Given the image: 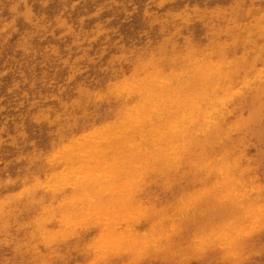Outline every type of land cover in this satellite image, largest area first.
<instances>
[{"label":"bare ground","instance_id":"bare-ground-1","mask_svg":"<svg viewBox=\"0 0 264 264\" xmlns=\"http://www.w3.org/2000/svg\"><path fill=\"white\" fill-rule=\"evenodd\" d=\"M228 21L227 32L214 30V39L225 40L219 50L188 43L185 52L175 43L127 66L116 56L118 76L103 92L86 94L112 99L111 119L53 144L44 157L31 153L39 174L18 195L0 198V230L27 231L16 245L27 264H65L72 252L81 264H190L203 256L244 264L257 252L244 243L264 228V184L250 165L254 154L241 150L249 125L264 119V7ZM13 27L8 20L0 34ZM25 212L34 217L20 220ZM9 217L20 222L10 226Z\"/></svg>","mask_w":264,"mask_h":264},{"label":"rangeland","instance_id":"rangeland-1","mask_svg":"<svg viewBox=\"0 0 264 264\" xmlns=\"http://www.w3.org/2000/svg\"><path fill=\"white\" fill-rule=\"evenodd\" d=\"M263 4L264 0H0V25L8 20L14 21L13 30L8 35L0 34V179L3 181L0 198L9 200L16 193L18 195L23 191L24 184L21 183L32 177L31 174H39L36 172L41 162L36 161L37 156L33 157L31 153L39 150L41 154L47 153L53 144L78 136L81 131L111 119L116 103L112 99L106 102L94 97L89 99L86 94L87 91L103 92L118 76L120 65L115 60L116 56H123L122 66H127L128 61L143 54L163 56L166 49L175 43L183 50L191 43H197L205 51L219 50L225 40L214 39V30L227 32L230 27L226 22L228 19L241 18L247 12L264 7ZM218 9L223 11L220 13ZM216 17L219 19L217 23L214 22ZM260 63L264 64V58ZM263 123L264 119L249 125L248 140L241 150L249 153L248 157L254 154L250 157V165L262 184ZM6 179L10 183L4 182ZM182 188L163 194L161 199L184 192L186 185ZM11 204L9 206L14 205L13 211L17 212L16 204L12 201ZM25 213L20 220L34 217V213ZM9 218L10 226L20 222ZM6 229L0 230L3 236H0V257L9 258H0V264H27L29 259L18 255L16 249L27 231L19 229L17 235L14 227V231L9 226ZM181 230L179 235L184 238L186 229L182 227ZM14 233L16 240L19 239L16 242ZM90 235L84 233V237ZM251 238L244 243L245 249L259 248V252L253 253L244 264H264V228ZM76 242V238L66 239L63 247L62 244L58 246L65 251L67 246L72 248ZM19 258H22L21 262ZM65 259V264H81L83 260L73 252ZM203 260L197 259L190 264H215L213 257L203 256ZM137 263L162 264L151 258L140 259Z\"/></svg>","mask_w":264,"mask_h":264}]
</instances>
